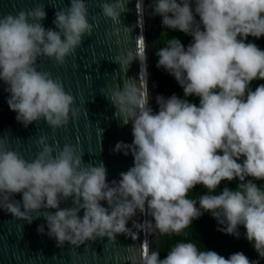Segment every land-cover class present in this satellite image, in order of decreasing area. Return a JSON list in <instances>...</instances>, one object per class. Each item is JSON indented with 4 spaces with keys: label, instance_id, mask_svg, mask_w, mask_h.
Returning <instances> with one entry per match:
<instances>
[{
    "label": "clouds",
    "instance_id": "9594fccd",
    "mask_svg": "<svg viewBox=\"0 0 264 264\" xmlns=\"http://www.w3.org/2000/svg\"><path fill=\"white\" fill-rule=\"evenodd\" d=\"M126 3L98 0L101 15L114 23ZM148 7L162 29L191 40L185 46L170 37L155 51L156 67L174 77L183 96L157 94L155 113L134 80L123 79L106 96L113 116L131 122L132 142L118 141L112 150L131 153L132 166L107 182L104 165L85 163L79 144L65 143L57 150L55 141L50 146L41 135L39 151L26 160L0 137V210L29 224L42 216L47 231L38 225L37 232L60 248L66 242L79 247L96 238L127 236L133 229L178 235L208 212L220 232L239 238L243 226L245 239L264 259V83L250 87L253 80H264V50L245 42L264 35V0H150ZM45 16L39 2L0 16V81L17 122L27 127L42 119L56 129L68 123L69 115L75 120L80 109L73 107L74 98L59 78L38 70L37 61L63 65L91 35L96 17L85 0H69L68 7L56 11L54 29L43 27ZM134 59L145 69V54L132 50L112 61L125 70ZM234 179V189L217 192L222 180ZM197 184L207 190L198 201L188 197ZM69 198L70 207H59ZM146 208L151 221L132 220ZM159 253L145 249L138 259H127L129 264H259L240 251L225 259L193 241L175 243L163 259Z\"/></svg>",
    "mask_w": 264,
    "mask_h": 264
},
{
    "label": "water",
    "instance_id": "95a60500",
    "mask_svg": "<svg viewBox=\"0 0 264 264\" xmlns=\"http://www.w3.org/2000/svg\"><path fill=\"white\" fill-rule=\"evenodd\" d=\"M37 2L44 6L46 16L41 24L46 29H54V13L69 6V0H0V16L31 8ZM85 3L89 14L96 17L91 35L82 38L80 46L65 58L63 65L48 58L37 61L38 70L59 78L64 90L73 96V107L79 108L80 114L75 120L69 115L68 123L56 129H51L42 119L24 127L15 120V112L9 109L6 103L9 94L0 81V137H6L9 147L26 160H31L39 151L36 140L41 135L47 138L50 146L55 141L57 150L65 143L79 144L83 161L94 166L102 163L106 169V181L111 182L118 180L119 173L127 171L133 164L131 153L125 156L112 149L118 141L130 144L133 137L131 122L123 124L113 116L115 109L106 96L123 79H131L146 92L148 106L153 112L158 110L155 100L156 16L150 15V0H127L125 10L115 23L101 15L98 0H85ZM114 29L117 31L112 35ZM260 42L264 50V35ZM128 50L145 54V69L143 62L136 59L125 70L112 61L113 57L122 56ZM14 199L19 201L20 194H15ZM100 203L107 207L104 201ZM70 206L71 198L59 205L61 208ZM82 215L81 209L78 216ZM132 220L139 223L151 221L152 217L146 208L144 214L137 211ZM38 225H44L47 231L42 216L29 224L0 210V264H129L128 256L136 255L138 259L145 249L159 250V234L155 231L136 232L135 229L134 234L127 236L121 233L115 234L114 238H96L79 247L69 246L66 242L60 248L54 239L37 232ZM126 227H131V220Z\"/></svg>",
    "mask_w": 264,
    "mask_h": 264
},
{
    "label": "trees",
    "instance_id": "16d2710c",
    "mask_svg": "<svg viewBox=\"0 0 264 264\" xmlns=\"http://www.w3.org/2000/svg\"><path fill=\"white\" fill-rule=\"evenodd\" d=\"M170 37L178 38L185 46L191 40L189 35H186L176 30L162 29L160 18L156 17V49L163 46V43ZM252 41L261 49L260 38L247 37L245 42ZM157 94H162L165 97L175 93L178 97L183 96L182 88L177 84L174 77L169 75L163 68H157ZM264 83V80H253L250 82V87L254 90L258 84ZM187 99L194 103H199V98L189 96ZM260 184L261 181H256ZM237 181H224L222 180L217 186V192L221 191L223 187L227 186L230 190L236 187ZM203 185H195L188 193L190 199L198 201L199 195L206 193ZM216 220L208 213L204 212L201 216L191 221V224L183 229L180 234L160 236L159 240V258L163 259L171 246L181 241L196 242L198 247L206 250H212L223 256L225 259L234 252H243L249 260H259V264H264V259H260L257 253L252 248L251 244L245 239L243 226H239L240 237L236 238L232 235L225 234L217 230Z\"/></svg>",
    "mask_w": 264,
    "mask_h": 264
},
{
    "label": "snow or ice",
    "instance_id": "6c2138e0",
    "mask_svg": "<svg viewBox=\"0 0 264 264\" xmlns=\"http://www.w3.org/2000/svg\"><path fill=\"white\" fill-rule=\"evenodd\" d=\"M137 7H140V5L138 4Z\"/></svg>",
    "mask_w": 264,
    "mask_h": 264
}]
</instances>
